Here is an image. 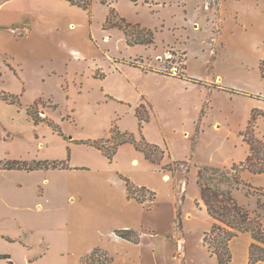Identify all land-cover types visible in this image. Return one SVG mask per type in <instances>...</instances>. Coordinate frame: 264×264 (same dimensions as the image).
Here are the masks:
<instances>
[{"label":"crops","instance_id":"obj_1","mask_svg":"<svg viewBox=\"0 0 264 264\" xmlns=\"http://www.w3.org/2000/svg\"><path fill=\"white\" fill-rule=\"evenodd\" d=\"M42 2L40 10L44 8L45 11L37 13L38 10L17 4V0H0V32H10L14 26H26L31 32L34 27L33 18L37 17L41 25L42 22L48 24L45 18L50 12L53 13L52 17L54 14L58 17L60 13L56 12L60 9L65 15L77 9L64 0ZM53 24L56 33L59 23ZM9 34L15 41L24 40L23 36L18 39L15 33ZM53 38L67 59H77V49L73 43L67 42L63 46L58 36ZM39 49L43 57L50 56L44 39L40 42ZM6 54L12 65L20 66V69L16 75L2 68L0 77L9 72L13 74L17 85L12 88L1 86L0 91L18 96L23 92L25 84L21 74L24 59L12 49L2 47L1 66V58ZM95 54L91 56H96ZM109 61L96 65L101 68L100 74L90 70L88 74L80 76L82 81L79 93L82 94L79 97H74L75 91L70 90V98L67 97L69 109L62 108L63 113L71 112L68 120L60 113L56 117L54 111L48 115L60 126L65 139L51 127L42 125L47 134L42 133V140L39 136L38 143L45 152L33 157L41 160H64L68 150L67 167L32 170L0 168V264H88L81 258L96 248L111 257L108 264H186L188 236L193 231L190 225L195 224L200 216L209 217L197 184V167L229 166L248 155L249 152L242 147L240 151L238 149V154L234 153L235 157L229 153L224 154V159L220 155L211 164L199 163L196 152L207 134L205 118L202 117V121H199L203 105L190 106L178 101L160 102L157 98H151L150 92L139 81L143 73L138 67L126 62ZM53 70L52 74H60V71ZM67 71L72 74V71ZM61 77L63 80L59 83L60 88L65 79L74 87V80L67 72ZM140 104L145 105L149 114L141 128L136 115V108ZM55 105L62 106L56 101ZM254 105L251 106L252 109H260ZM26 108H14V114L27 118L29 115ZM26 121L30 123L28 119ZM68 121L73 123L72 131L66 126ZM221 123L213 122L212 129L220 131ZM211 125L212 123L209 127ZM114 126L120 131L132 132L137 139L143 135L148 142L163 147L166 156L162 163L183 160L190 163V169H183L176 179L174 172L151 163L131 143L120 145L112 160H109L100 149L85 142L111 137ZM194 136L197 140L193 150ZM53 144L58 145L55 147ZM220 149L222 151V148L216 153L214 151L215 155L221 153ZM2 157L0 160L5 159ZM17 158L22 157L13 156V159ZM252 174L254 175L244 170L241 178L249 182ZM122 176L129 178L136 186H144L153 191L154 198L146 197L138 201L129 196ZM178 209L181 211L179 228L176 223ZM209 219L208 226L200 231L201 242L204 232L212 224V219ZM129 228L139 232L138 242L122 238L116 233L117 230ZM244 234L248 235V239L242 242L240 253L243 264H247L252 238L249 233ZM235 239L237 236L230 242L232 258L235 256ZM203 247L207 251L204 245ZM207 253L210 255L208 251ZM254 264H264V261Z\"/></svg>","mask_w":264,"mask_h":264},{"label":"rangeland","instance_id":"obj_2","mask_svg":"<svg viewBox=\"0 0 264 264\" xmlns=\"http://www.w3.org/2000/svg\"><path fill=\"white\" fill-rule=\"evenodd\" d=\"M105 1L102 3L101 0H92L90 13L66 1L77 9L66 15L60 9L56 12L60 13L58 17L55 14L52 17L53 13L50 12L45 18L48 24H39L40 21L35 17L32 19L34 27L31 32L26 26H14L10 32L15 33L18 39L23 36L24 40L15 41L9 31L0 32V48H10L24 59L21 74L25 83L23 92L18 95V104L6 101L3 103L0 100V157L13 159V156H21L22 158L17 159L27 160L36 159L34 155L40 156L45 152L38 141L39 136L42 140V133L47 134L42 129V125L46 124L40 122L36 124L38 127H34L30 116L20 117V114H14V108H26L38 99L39 104L32 109L33 114L47 121L51 119L48 115L54 111L56 117L60 113L68 120L71 112L63 113V110L69 109L70 90L75 91L74 97H79L82 94L79 93L82 81L80 76L88 74L90 70L100 74L101 68L96 65L99 62H110V59L114 63L136 65L143 73L139 81L150 92L151 98H157L160 102L178 101L190 106L203 105L199 121H202V117L205 118L207 134L196 152L199 163L211 164L220 155L224 159L229 153L235 157L242 147L249 152V146L240 131L248 122L253 104L262 112L257 118L255 132L264 140V101L251 96L264 94V82L259 71V60L264 56V0ZM17 4L38 10L37 13L45 11L44 8L40 10L42 0H17ZM110 7L131 24L138 23L150 29L153 41L128 44L122 30L117 27L104 28ZM112 20L116 21L118 17L114 16ZM54 22L59 23L56 33ZM136 29L129 27L132 34H135ZM52 36H58L63 46L67 42L73 43L77 49V59H67ZM42 39L49 47L50 56H42L39 49ZM94 54L96 56H91ZM107 55L111 57L108 58ZM1 59L3 65L0 62V74L4 68L5 71L18 75L20 66L12 65L7 54ZM53 69L60 71V74H52ZM67 70L72 71V74ZM65 72L74 80V87L65 79L60 88L59 83L63 80L61 75ZM176 73L180 75L176 76ZM12 75L6 72L5 76L0 77V87H15L17 82ZM54 100L62 106L56 107ZM215 121L222 122L220 131L212 129ZM210 123L212 125L209 127ZM199 125L198 123V128ZM66 126L70 131L74 128L69 121ZM237 127L239 128L235 133ZM196 140L194 136L193 150ZM235 145L237 148H234ZM219 148H222L221 153L215 155ZM66 155L69 157L68 150ZM165 156L166 152L163 158ZM183 169L189 170L190 163L177 165L174 171L176 179ZM250 176V184L264 189V174ZM244 194L245 189L237 191L238 200L255 208V196ZM209 221L208 216H200L195 224L190 225L193 231L188 236L186 264H216L200 240V231L208 226ZM176 223L177 228L181 227V219L179 221L176 218ZM247 239L248 235L244 233L237 235L233 243L235 256L231 264H243L240 252L242 242ZM100 253L101 250H97L92 254L93 262L98 257L99 261L102 259Z\"/></svg>","mask_w":264,"mask_h":264},{"label":"trees","instance_id":"obj_3","mask_svg":"<svg viewBox=\"0 0 264 264\" xmlns=\"http://www.w3.org/2000/svg\"><path fill=\"white\" fill-rule=\"evenodd\" d=\"M71 5H76L85 9L90 13L92 0H66ZM105 3V0H101ZM114 16L118 20L113 21ZM90 22V19H88ZM136 27L135 34H132L129 27ZM104 28L117 27L122 30L126 42L128 44L151 43L153 41L152 31L140 24H131L124 17L117 15L113 7H110L103 24ZM135 66L132 63H128ZM259 71L261 79L264 82V56L259 60ZM176 73V76H179ZM257 99L264 101V94L251 95ZM0 100L11 104L19 103L18 96L0 91ZM39 100L35 99L27 106L26 112L32 118L34 124L44 122L51 127L64 139L66 136L62 132L60 126L52 119L45 121L36 114H33L32 109L37 107ZM145 105L140 104L136 108V115L139 119V128L148 120V111H144ZM144 111V112H143ZM262 115L258 108L251 110L248 122L240 134L243 140L249 146L248 155L238 162H233L229 166H212L200 165L197 167V184L200 188L201 199L205 205V209L209 217L212 219V224L209 230L204 232L203 245L206 247L210 255L215 257L216 264H230L232 254L230 250V242L240 233H249L252 241L249 245L247 264H254L258 261H264V189L253 186L245 182L241 178V172L248 170L254 174L264 173V140L256 135V121ZM98 149L109 159L112 160L118 147L124 143H131L137 150L143 152L146 159L151 163L160 165L162 169L175 171L177 165L185 164L187 161L171 160L169 163L162 164V158L166 150L157 145L148 142L143 135L138 139L132 132L120 131L114 126L112 135L109 138H99L95 140L85 141ZM68 157L64 160H49V159H2L0 160V168L5 169H38V168H63L67 167ZM125 180L128 195L136 198L138 201L144 200L146 197L152 199L155 193L148 190L144 186H136L129 178L122 176ZM245 189V196L254 195L256 198L255 208H251L247 204L240 202L236 196V192ZM181 211L178 209L177 219L180 221ZM180 223V222H179ZM116 233L127 240L138 242L139 232L135 229H120ZM100 250L94 249L90 254L83 256L82 261L88 264H108L111 257L105 251H101L102 259L99 257L96 262L92 260V254ZM2 257V256H0ZM100 262V263H99Z\"/></svg>","mask_w":264,"mask_h":264}]
</instances>
